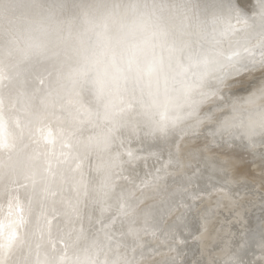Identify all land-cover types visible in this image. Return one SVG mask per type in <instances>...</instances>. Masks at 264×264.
I'll return each instance as SVG.
<instances>
[{"label": "snow or ice", "instance_id": "1", "mask_svg": "<svg viewBox=\"0 0 264 264\" xmlns=\"http://www.w3.org/2000/svg\"><path fill=\"white\" fill-rule=\"evenodd\" d=\"M236 148L264 187V0H0V264H187Z\"/></svg>", "mask_w": 264, "mask_h": 264}, {"label": "bare ground", "instance_id": "2", "mask_svg": "<svg viewBox=\"0 0 264 264\" xmlns=\"http://www.w3.org/2000/svg\"><path fill=\"white\" fill-rule=\"evenodd\" d=\"M202 142L188 141L182 144L184 152H195L202 148ZM231 161L230 174L227 179L231 180V192L228 195L214 192L212 197L205 196L199 206L202 213L206 209L212 212L211 232L199 243H193V238L188 237V246L183 249V259L187 264H196L203 260L205 264L212 256H218L228 238L235 237L237 244L241 242L244 234L257 228L264 217V187H261L260 171L254 167L251 158L240 148L228 153ZM220 159L224 156L220 154ZM219 190V185H217ZM211 191V190H209ZM227 191V190H225ZM196 235H199L197 233ZM180 237H178V240ZM219 245V247H216ZM243 258L251 264L253 260H260L259 250L253 246L247 250Z\"/></svg>", "mask_w": 264, "mask_h": 264}]
</instances>
